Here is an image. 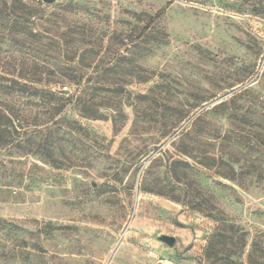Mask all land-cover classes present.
Listing matches in <instances>:
<instances>
[{"label": "rangeland", "instance_id": "rangeland-1", "mask_svg": "<svg viewBox=\"0 0 264 264\" xmlns=\"http://www.w3.org/2000/svg\"><path fill=\"white\" fill-rule=\"evenodd\" d=\"M0 87V264H264V0H0Z\"/></svg>", "mask_w": 264, "mask_h": 264}, {"label": "trees", "instance_id": "trees-1", "mask_svg": "<svg viewBox=\"0 0 264 264\" xmlns=\"http://www.w3.org/2000/svg\"><path fill=\"white\" fill-rule=\"evenodd\" d=\"M39 92H40L41 98H44L47 100H55L58 103L60 109L64 106V104H63L64 100L67 98L64 95H62V94H60L54 90L46 89L45 86L42 87ZM4 117H5V115H4ZM207 251H208L209 256H211V257L213 256L215 258H220L219 260L222 262V264H240L237 261H233L232 259H229L227 256L219 257L218 253L222 252V251H220L218 248H216V246L214 244H212V241H211L210 246H208ZM250 264H257V263L252 261V259H251Z\"/></svg>", "mask_w": 264, "mask_h": 264}, {"label": "water", "instance_id": "water-1", "mask_svg": "<svg viewBox=\"0 0 264 264\" xmlns=\"http://www.w3.org/2000/svg\"><path fill=\"white\" fill-rule=\"evenodd\" d=\"M46 3H49V4H52V3H55L56 0H42ZM63 93H68L67 90L65 91H62ZM159 239L164 241L165 243H167L169 246H174L175 243H176V238L175 236H172V235H167V234H162L159 236Z\"/></svg>", "mask_w": 264, "mask_h": 264}]
</instances>
